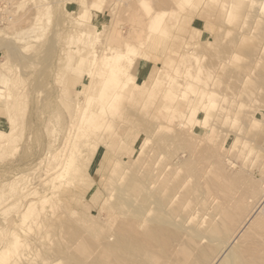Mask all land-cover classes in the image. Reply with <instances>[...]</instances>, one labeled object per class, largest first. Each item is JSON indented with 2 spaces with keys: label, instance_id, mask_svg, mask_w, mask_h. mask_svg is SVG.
<instances>
[{
  "label": "rangeland",
  "instance_id": "1",
  "mask_svg": "<svg viewBox=\"0 0 264 264\" xmlns=\"http://www.w3.org/2000/svg\"><path fill=\"white\" fill-rule=\"evenodd\" d=\"M177 2L0 0V250L10 248L7 264H110L115 254L96 244L125 222L117 218L98 237L94 230L109 214H117L121 196L133 197L128 198L132 209L145 203L144 218H154L167 200L165 184L178 194L163 211H178L173 218L178 223L185 218L184 225L206 226L216 214L211 199L218 195L222 201L251 194L250 203L216 216L229 228L235 229L253 208L264 215V0H179L181 8ZM159 11L163 18L147 30L144 24ZM164 26L154 47L135 44L138 30L145 35ZM126 42L134 47V64L127 68L134 82L111 101L117 88L95 81V75L103 53H122ZM67 93L78 103L70 112L64 107L68 102L73 106ZM162 137L173 140L163 146ZM149 171L156 174L153 181ZM67 182L73 187L56 188ZM29 202L36 208L23 219ZM88 215L96 217L95 228L91 224L87 231H93L91 237L85 229ZM35 217L37 229L30 226ZM12 234L17 247L10 246ZM153 246L157 262L142 264L162 262L165 251Z\"/></svg>",
  "mask_w": 264,
  "mask_h": 264
},
{
  "label": "bare ground",
  "instance_id": "2",
  "mask_svg": "<svg viewBox=\"0 0 264 264\" xmlns=\"http://www.w3.org/2000/svg\"><path fill=\"white\" fill-rule=\"evenodd\" d=\"M178 2H179V0H178ZM177 2V4H178V6H180L179 8H181V3L179 2L178 3ZM244 2H246V1H244ZM252 3V2H251ZM255 3V2H254ZM185 4V3H184ZM177 6V7H178ZM251 6H252V4H251ZM236 7V6H235ZM178 8V9H179ZM183 9V8H182ZM171 10V9H170ZM231 10H233L232 8H231ZM262 10V9H261ZM181 11V10H180ZM184 11V10H183ZM82 13H84V12H82ZM81 13V14H82ZM168 13V12H167ZM171 13V12H170ZM181 13V12H180ZM164 14V12L163 11H161V13H160V11H159V14H155L153 17H152V19L149 21L148 20V22H147V24H144V26L146 25V28H147V30L149 29H151V30H153L152 28H153V23H154V26H155V21L156 20H158V19H161V18H163L162 17V15ZM170 15V14H169ZM168 15V16H169ZM167 16V17H168ZM139 16H137V18H138ZM264 20V19H263ZM167 21H171V20H167ZM141 22H143V21H141ZM145 23V22H144ZM172 23V22H171ZM138 24V23H137ZM157 24H158V22H157ZM136 25V24H135ZM139 27V26H138ZM165 28H166V26H164L160 31L159 30H157L155 33L154 32H151V31H149V33H147V34H145V35H142L141 34V31H144V30H138L139 32L138 33H135L136 35H137V39L139 40L137 43H135V44H137L138 46H140V47H143L144 49H146L148 46L150 47L151 45H152V47H154L156 44H157V41H156V36L158 37L159 36V38H160V36H162V34L165 32ZM144 29V28H143ZM137 31V30H136ZM136 38H135V40H137ZM172 42V41H171ZM134 43V42H133ZM139 47V48H140ZM133 49H134V47H133V45H132V43H128V42H126L125 43V45H124V52H122V53H103V57H102V59H101V65H100V68H99V72H97V74L95 75L96 77V79H95V81H97V79L100 81L101 80V82L102 83H106L107 85H111V86H113V87H116L117 89V91H115L116 93L114 94V97L112 98V100L111 101H113L114 99H116L117 97H119V95L120 94H122V91L126 88V86H127V84H129L130 82H134V77H132V75H131V73H130V71H127V68H132L133 67V64H134V62L132 61L133 60V56H132V54L134 53L133 52ZM142 49V48H141ZM264 51V50H263ZM255 54H257V53H255ZM253 57H255V56H253ZM253 59V58H252ZM251 59V60H252ZM257 59V58H256ZM263 59V58H262ZM258 60V59H257ZM132 61V62H131ZM124 62L125 63H127V64H124ZM252 62V61H251ZM258 62H260V61H258ZM254 63V62H253ZM208 64V63H207ZM264 64V63H263ZM126 65H128V66H126ZM206 66L207 65H205V68H206ZM209 67H210V65H209ZM259 67V66H258ZM209 69V68H208ZM211 70V69H210ZM258 71V70H257ZM107 72V77H104V73H106ZM259 72V71H258ZM194 73V72H193ZM196 73V72H195ZM224 74H226V70H225V73ZM229 74V73H228ZM257 75H258V73H257ZM133 76H135V75H133ZM196 76V75H195ZM238 76V75H237ZM241 76H243L242 74H241ZM264 76V75H263ZM198 77H200L199 75H198ZM196 78H197V76H196ZM257 78H258V76H257ZM260 78V77H259ZM94 79H93V81H94ZM159 79V78H158ZM98 82V81H97ZM261 82V81H260ZM95 84H96V82H94ZM93 83V84H94ZM100 83V82H99ZM98 83V84H99ZM98 84H96V85H98ZM102 85V84H101ZM92 88V87H91ZM90 88V89H91ZM93 88H94V85H93ZM93 88H92V90H93ZM95 88H97L96 86H95ZM94 88V90H96L97 91V89L99 88H97V89H95ZM65 91H68V90H65ZM72 93L73 94V92L72 91H70L69 90V93ZM92 92V91H91ZM169 92V91H168ZM69 93H67L66 94V99H68V100H70V99H72V102H73V106H71V104H70V102H68L67 100V102H68V104H65L66 106H64V105H62V106H64V107H66V109H67V111L68 112H70L78 103H77V101H75L74 100V98H73V95H70ZM97 93H98V91H97ZM173 93V92H172ZM92 94V93H91ZM96 94V93H95ZM65 95V94H64ZM68 95H69V97H68ZM167 95V94H166ZM171 95V94H170ZM173 95H175V94H173ZM177 95V94H176ZM72 96V97H71ZM97 96V95H96ZM121 96V95H120ZM179 96H181V97H183L184 96V93H182L181 95H179ZM227 96H229V95H227ZM0 99H1V96H0ZM251 99V98H250ZM63 100H65V99H63ZM247 99H245V101H246ZM67 102H64V103H67ZM93 103H96V102H94L93 101ZM98 103V102H97ZM248 103V102H247ZM264 103V102H263ZM212 104H213V102H212ZM212 104H209L208 106H206L208 109H210V107L212 108ZM99 105V104H98ZM214 106V105H213ZM97 108V109H95V108ZM93 108H94V110L95 111H100L101 110V107H97V106H93ZM203 108H204V106H203ZM66 111V110H65ZM208 115V114H207ZM205 118H206V116H205ZM262 119V118H261ZM204 120V119H203ZM254 120V119H253ZM263 120V119H262ZM203 122V121H202ZM192 135V134H191ZM169 140H173V139H171V138H169ZM169 140L168 139H165V138H163L162 137V139H160V141H159V143L161 144L162 143V145L164 146V145H166V144H168L169 143ZM173 143V142H172ZM175 144V143H174ZM161 146V145H160ZM167 147V146H166ZM178 147V146H177ZM168 150V149H167ZM221 152V151H220ZM202 153V152H201ZM225 153V152H224ZM223 153V154H224ZM171 154V153H170ZM219 156V155H218ZM222 156V155H221ZM224 156V155H223ZM69 161V162H68ZM65 163H67V169H70L71 168V162H70V160L68 159ZM128 163L130 164V162L128 161ZM127 162H126V164H128ZM182 163H184V162H182ZM169 164V163H168ZM180 164V163H179ZM183 165V164H182ZM181 165V166H182ZM163 167V166H162ZM166 168V167H165ZM217 168V167H216ZM215 168V169H216ZM175 171V170H174ZM157 173V172H156ZM212 173V172H211ZM147 174V173H146ZM148 174L149 175H147L148 176V179H151L152 180V178L154 177V176H156V174H154L152 171H149L148 172ZM159 174V173H158ZM157 174V175H158ZM162 175V174H161ZM164 175V174H163ZM218 175V174H217ZM160 176V175H159ZM134 177V176H133ZM165 177V176H164ZM200 177V176H199ZM216 177V176H215ZM156 178V177H155ZM155 178H154V180H155ZM166 178V177H165ZM207 178V177H206ZM220 178V177H219ZM132 179V178H131ZM137 179V181H138V178H135V180ZM157 179V178H156ZM192 179V178H191ZM239 179H240V177H239ZM133 180V179H132ZM129 180V182L131 181L132 183H133V181H135V180ZM165 180V179H164ZM195 180V179H194ZM241 180H243V179H241ZM256 180V179H255ZM136 181V182H137ZM153 181V180H152ZM152 181H150V182H152ZM157 181V180H156ZM158 181H160V180H158ZM166 181V180H165ZM193 181V180H192ZM212 180H210V183H212L211 182ZM215 181V180H214ZM217 181V180H216ZM259 181V180H258ZM131 182H130V185H131ZM139 182V181H138ZM150 182L148 181V184H150ZM169 182V181H168ZM204 182V181H203ZM237 182V181H236ZM250 182V181H249ZM253 182V181H252ZM154 183H155V181H154ZM166 183V182H165ZM164 183V184H165ZM216 183V182H215ZM215 183L213 182V184H214V187H215ZM229 183H231V182H229ZM251 183V182H250ZM70 184H72L71 182H67L66 184H59L56 188H58V189H62V188H65L66 186L69 188V186L68 185H70ZM152 184V183H151ZM224 184V183H223ZM223 184H221L220 183V185H218L219 186V189H221V185H223ZM242 184V183H241ZM253 184V183H252ZM135 185V184H134ZM139 185L142 187V185L144 186V184H141V181H140V183H139ZM147 185V184H146ZM145 185V186H146ZM177 184H175V186H176ZM216 185H217V183H216ZM237 185H239V184H237ZM249 185H251V184H249ZM255 185V184H254ZM71 186V185H70ZM136 186V185H135ZM144 186V187H145ZM170 186V185H169ZM203 186V185H202ZM212 186V185H211ZM226 186V185H225ZM225 186H222V187H224L225 188ZM231 186V185H230ZM71 187H73V186H71ZM127 187V186H126ZM143 187V188H144ZM165 187H166V184H165ZM163 188V190H164V193H165V195H166V198H167V200H165L164 202H161L160 204H161V209L158 211V213L156 214V216H153L154 218H151V219H148L147 221H149V224L150 225H148L147 227H144V224L147 222L146 221V218H144V211H146V209L148 208H144L145 206H144V202L143 201H140V203L142 202V203H144V204H142V206L140 207L139 205L138 206H136V207H133V209H132V205L134 206V204L132 203V201L131 200H129V199H132L133 197H128V196H126V198H124L123 196H121V197H119V198H117L118 200H117V214H109L108 213V211L106 210V215L107 214H109L104 220H103V225L102 224H100V226H98L97 227V225H96V227H97V229L96 230H94V233L96 234V236L98 237V235L97 234H99L102 230H103V228L106 226L107 228H109V229H111L112 227H113V225H114V222H115V220L117 219V218H119V219H121V221L122 222H125V225H124V227L123 228H115V231H112V232H114V233H116V234H114L113 235V233H112V237H113V239H112V242H109V241H111V236H108L107 238H106V241L105 242H103L104 241V237H103V241H102V243H100V241H99V244H96L97 245V247L98 246H101V249L104 247V250L106 249L107 250V252H109V253H113V254H115V257L114 256H112L113 254L111 253V256L112 257H114V259L112 260L110 257L111 256H109V258H110V260H112V262L110 263V264H142L143 263V261L144 260H147V259H149V260H151L152 259V261L155 263V261H156V259L154 258L155 257V254H153L152 253V251L150 250V248L151 249H153V251H154V248H152V247H150V246H153V245H156V246H153V247H158L159 245L162 247V248H160V249H162V250H164L163 252H164V254H162V260H161V258H160V260L162 261L161 263H159V264H206L205 262L207 261V259L208 258H210V259H213L211 262H209L210 264H264V215H263V212H262V215H261V213H258V214H256V212H254V208L250 211V212H248V214H247V216H245V215H243V216H241V214H239L238 216H241V217H245V218H241L240 220L241 221H239L240 222V224H239V222H238V226L236 225H234L235 226V229H233V228H229L228 226V224L226 223V222H224V220L222 221V219H221V221H217V215L219 216V214H221V213H224V212H226V208H232V207H234L235 209H237V205L238 204H241V203H245V204H247V200H249L248 199V197L251 195H249V196H246V195H242L241 197H240V195H239V199H238V197H237V199L235 198V199H233L232 197V195H230V196H232L231 198H227L226 196H223V197H225V198H227V199H222V201L220 200V198H218V197H220L218 194V197L216 196V195H213V196H216L217 198H213L212 197V202H214L213 204H214V209H215V211H216V214L215 215H213L212 217H211V219H210V221L208 222V224L205 226V224H206V222H203L204 223V227L203 228H200L199 229V225L197 226V225H195L194 223L192 224V225H184V224H182V220H183V223L186 221L185 220V218H183L179 223L178 222H176L175 220H174V218H176L175 217V214H178L179 212L178 211H176V213L175 214H172L171 212V214L169 213H166V211L164 212L163 210L166 208L165 206H166V204L167 205H172L173 203H174V201L176 200L174 197H176V195L178 194V191H175V192H177V194L176 193H174V189L173 188H171V187H166V188ZM174 187V186H173ZM191 187V186H190ZM208 187V186H207ZM217 187V186H216ZM234 187V186H233ZM239 187V186H238ZM242 187V186H241ZM251 188H253L252 186H250ZM129 188H131V187H129ZM140 188V187H139ZM139 188H137V190L139 189ZM202 188V187H201ZM209 188V187H208ZM213 188V186L211 187V189ZM234 188H236V186L234 187ZM66 189V188H65ZM188 189V188H187ZM210 189V190H211ZM213 189H217V188H213ZM237 189V188H236ZM243 189V188H242ZM249 189V188H248ZM73 190V189H72ZM124 190H126V189H124ZM123 190V191H124ZM133 190V189H132ZM145 190H147L146 189V187H145V189L143 190V191H145ZM179 190V189H178ZM199 190V189H198ZM209 189H206V191H208ZM210 190L208 191V192H210ZM222 190H223V188H222ZM227 190V189H226ZM234 190V189H233ZM239 190V189H238ZM134 191H135V189H134ZM206 191L204 192V193H206ZM213 191H215V190H213ZM221 191V190H220ZM228 192L230 191V190H227ZM227 191H225L226 193H227ZM240 191H241V189H240ZM254 191V190H253ZM262 191H264L263 189H262ZM121 192V191H120ZM160 192H162V191H160ZM193 192V191H192ZM200 192V191H199ZM217 192V191H216ZM218 192H219V190H218ZM233 192H235V191H233ZM237 192V191H236ZM235 192V193H236ZM243 192V191H242ZM256 192V191H255ZM33 193V192H32ZM145 193L146 194H151V193H147L146 191H145ZM180 193V192H179ZM212 193V192H211ZM225 193V194H226ZM230 193V192H229ZM229 193H227L226 195H228ZM252 193V192H251ZM258 194H259V192H257ZM257 193H254V194H257ZM262 193V192H261ZM34 194V193H33ZM125 194H127V193H124V195ZM176 194V195H175ZM182 194V193H181ZM219 194H220V192H219ZM223 194V193H222ZM120 195V194H119ZM129 195V194H128ZM153 196H154V194H152ZM196 195V194H195ZM205 196H206V194H204ZM207 195H208V197H210V195L207 193ZM260 195V194H259ZM131 196V195H130ZM203 196V195H202ZM212 196V195H211ZM235 196V195H234ZM146 196H144V198H145ZM156 197H157V195H156ZM208 197H206L207 198V200L206 201H209L208 200ZM228 197H229V195H228ZM252 197H254L253 195H252ZM257 197V195L255 196V198ZM129 198V199H128ZM150 200H152L151 202H154V200L153 199H151V197H147V200L149 201V199ZM159 198V197H158ZM205 198V197H204ZM211 198V197H210ZM209 198V199H210ZM142 199V198H141ZM155 199V198H154ZM196 199V198H195ZM259 199V198H258ZM112 199H111V197H110V200L109 201H111ZM142 200H144V199H142ZM146 200V199H145ZM156 201H155V205H157L156 204V202L157 203H159V200H157V199H155ZM162 200V199H161ZM180 200V199H179ZM210 200V201H211ZM250 200H253V199H250ZM130 201V202H129ZM134 201V200H133ZM137 201V200H136ZM135 201V203H137ZM163 201V200H162ZM181 201V200H180ZM204 201V200H203ZM260 201V200H259ZM185 202V201H184ZM211 202V203H212ZM30 203V202H29ZM46 203V199L45 198H42V200H40V204H41V206H43V204H45ZM130 203H132V204H130ZM248 203H250V202H248ZM159 204V205H160ZM205 204V203H204ZM207 204H209V203H207ZM213 204H210V205H212L213 206ZM36 205V204H35ZM34 204H32V203H30V204H28V206H26L27 208H26V210L24 211V214H23V219L24 218H26V217H28L34 210H35V208H36V206H35ZM136 205V204H135ZM146 205V204H145ZM199 205H200V203H199ZM206 205V204H205ZM86 207H87V205H85ZM150 206V205H149ZM158 206V205H157ZM182 206V205H181ZM244 206V205H243ZM249 206H250V204H249ZM124 207H126V208H124ZM130 207H131V209H130ZM165 207V208H164ZM200 207V206H199ZM239 207V210H241V207H242V204H241V207L240 206H238ZM129 208V212L130 213H128L127 214V210L126 209H128ZM164 208V209H163ZM172 209H173V207H171ZM170 208V209H171ZM180 208V207H179ZM201 208V207H200ZM208 208V207H207ZM125 209V212L123 211ZM145 209V210H144ZM158 209H159V206H158ZM157 209V210H158ZM168 209V208H167ZM169 209V210H170ZM214 209H212V210H214ZM233 209V208H232ZM234 209V211L236 212L237 210H235ZM244 209H246V208H243V210ZM148 210V209H147ZM193 210V209H192ZM230 210V209H229ZM249 210V209H248ZM214 211V212H215ZM228 211V210H227ZM233 211V210H232ZM172 212H173V210H172ZM178 212V213H177ZM230 212V211H229ZM228 212V213H229ZM104 213V214H105ZM156 213V212H155ZM174 213V212H173ZM212 213H213V211H212ZM233 212H231V213H229V214H232ZM242 213H244V214H246L245 213V210H244V212H242ZM79 214V213H78ZM226 214V213H225ZM228 214V215H229ZM236 214V213H235ZM237 214H238V211H237ZM237 214H236V223H237V220L240 218V217H237ZM93 215V214H92ZM114 215H115V217H114ZM173 215H174V218H173ZM182 215V214H181ZM212 215V214H211ZM233 215V214H232ZM177 216V215H176ZM183 216H184V214H183ZM182 216V217H183ZM187 216V215H186ZM227 216V215H226ZM231 216V215H230ZM233 216H235V215H233ZM80 217H83L81 214H80ZM89 215L86 217L85 216V218H87V220H86V222H88L87 224L86 223H84V222H82V224L83 225H85L86 226V228L85 229H87L86 230V232L90 229V231H88V232H91V228H90V225L91 224H93V227H94V220H95V218L96 217H93V216H91V217H89ZM210 217V216H209ZM208 217V218H209ZM220 218H221V216H219ZM218 217V218H219ZM126 218V221L124 220ZM187 218V217H186ZM238 218V219H237ZM38 217H35L34 219H33V222H32V220H31V222H32V225H30L31 227L33 226L34 228H35V226L38 228V226H40V224H38ZM45 219V218H44ZM84 219V217L83 218H81L80 220L82 221ZM124 221H123V220ZM201 219V218H200ZM232 219V218H231ZM208 220V219H207ZM234 220V221H235ZM42 221V224H43V220H41ZM80 221V222H81ZM39 223H41L40 221H39ZM198 223V222H197ZM202 223V224H203ZM235 223V222H234ZM233 223V224H234ZM96 224V223H95ZM98 224V223H97ZM67 226H68V224H67ZM233 225H232V227H234ZM29 227V226H28ZM84 227V226H83ZM91 227H92V225H91ZM93 227H92V229H93ZM173 229H172V228ZM37 228H35V229H37ZM65 228V227H64ZM63 228V229H64ZM95 228V227H94ZM169 228H171L173 231H171V229H169ZM174 228H175V230H174ZM76 229V228H75ZM80 229V228H79ZM84 229V228H83ZM84 229V230H85ZM231 229H233V230H231ZM22 230H24V229H22ZM27 230V229H26ZM73 230H74V228H73ZM84 230H83V232H84ZM104 230H106V229H104ZM113 230V229H112ZM35 231V230H34ZM34 231H32V232H34ZM38 231V230H37ZM60 231V230H59ZM62 231V230H61ZM81 231H82V229H81ZM107 231H110V230H107ZM26 232V231H25ZM73 232V231H72ZM76 232V231H75ZM86 232H84L85 234H86ZM88 232H87V234H88ZM126 232H127V234L129 233L130 235H129V237H125L126 235H124V234H126ZM11 233H13V232H11ZM38 233V232H37ZM63 233V232H62ZM79 233V232H78ZM82 233V232H81ZM92 233H93V231H92ZM91 233V234H92ZM110 233V232H109ZM29 234V233H28ZM59 234H61V233H59ZM67 234V233H66ZM72 234H74V233H72ZM86 234V235H87ZM90 233L88 234L90 237L91 236H95V234L93 235H91ZM103 234V233H102ZM107 234V233H106ZM62 235H64V234H62ZM79 235H81V234H79ZM84 235V234H83ZM86 235H84V236H86ZM75 236V235H74ZM103 236V235H102ZM101 235H100V237H102ZM107 236V235H106ZM96 237V238H97ZM99 237V238H100ZM65 238V237H64ZM71 238H72V236H71ZM77 238V237H76ZM84 238H86V237H84ZM93 239H95V238H92L91 240H92V242H93ZM102 239V238H101ZM205 240V241H203L205 244L204 245H202L203 244V242H202V240ZM235 239H236V242H238V244L237 243H235L233 246L231 245L232 243H233V241H235ZM33 240H35V239H33ZM75 240V239H74ZM78 240V239H77ZM81 240V242H83L84 243V240H86V239H80ZM79 240V241H80ZM89 240V239H88ZM87 240V241H88ZM98 240V239H97ZM96 239L94 240L95 242L97 241ZM79 241H77V242H79ZM90 241V240H89ZM88 241V242H89ZM54 242V241H53ZM72 242H73V240H72ZM98 242V241H97ZM87 243V242H86ZM19 244V240H18V238H17V236L15 235V234H12V236H11V245L10 246H12V247H17V245ZM82 244V243H81ZM90 244H92V243H90ZM34 245V244H33ZM38 245V244H37ZM84 245H85V243H84ZM30 246V245H29ZM75 246H77V245H75ZM82 246V245H81ZM89 246V245H88ZM36 247V246H35ZM65 247V246H64ZM94 247H96V246H94ZM97 247L95 248L97 251H99V249H97ZM29 248V247H28ZM41 248H42V246H41ZM40 248V249H41ZM72 248V247H71ZM163 248H165V249H163ZM159 248H156V250H158ZM32 249H30V251H31ZM66 250V249H65ZM90 250H91V248H90ZM92 250H94V249H92ZM155 250V251H156ZM62 251V250H61ZM67 251V250H66ZM70 251V250H69ZM88 251V250H87ZM95 251V250H94ZM93 251V252H94ZM160 251V250H159ZM33 252V251H32ZM80 252V251H79ZM92 252V253H93ZM102 252H103V250H102ZM87 253V252H86ZM91 253V252H90ZM92 253H91V255H92ZM96 253V252H95ZM101 253V252H100ZM99 253V254H100ZM108 253V254H109ZM156 253V252H155ZM160 253H162V251L160 252ZM10 254H11V251H10V248L8 247V246H5V247H3V248H1V250H0V264H7V259L9 258V256H10ZM65 254V253H64ZM68 254H69V252H68ZM67 254V255H68ZM76 254V253H75ZM88 254V253H87ZM98 254V253H97ZM98 254V255H99ZM104 254H107L106 252L105 253H103V256H104ZM108 254H107V258H108ZM158 254H159V252H158ZM158 254H156L158 257L160 256V255H158ZM70 255V254H69ZM96 255V254H95ZM84 256V255H83ZM94 256V255H93ZM93 256H92V258H93ZM101 256V255H100ZM156 256V257H157ZM212 256H213V258H212ZM69 257V256H68ZM67 257V258H68ZM79 257V256H78ZM87 257V256H86ZM99 257V256H98ZM161 257V256H160ZM66 258V259H67ZM72 258V257H71ZM76 258H77V256H76ZM83 258V257H82ZM97 258V257H96ZM95 258V259H96ZM104 258V257H103ZM105 258H106V255H105ZM153 258H154V260H153ZM24 259V258H23ZM27 259H28V256H27ZM91 258H89V260H90ZM97 259H99V258H97ZM31 260V259H30ZM34 260V259H33ZM84 260V259H83ZM100 260V259H99ZM107 260V259H106ZM105 260V261H106ZM109 260V259H108ZM148 260V262H150ZM26 261V260H25ZM70 261V260H69ZM72 261H73V259H72ZM87 261H88V258H87ZM159 261V260H158ZM210 261V260H209ZM77 262H79V260L77 261ZM81 263L83 262V261H80ZM89 262V261H88ZM109 261H107V263H108ZM157 262V261H156ZM208 262V261H207ZM29 263V262H28ZM80 263V264H81ZM83 263H85V262H83ZM95 263H96V260H95ZM98 263H100V262H98ZM101 263L103 264V261L101 260ZM100 263V264H101ZM146 263V262H145ZM27 264V263H26ZM90 264V263H89ZM92 264V263H91ZM97 264V263H96ZM105 264V263H104ZM147 264V263H146ZM151 264H152V262H151Z\"/></svg>",
  "mask_w": 264,
  "mask_h": 264
}]
</instances>
